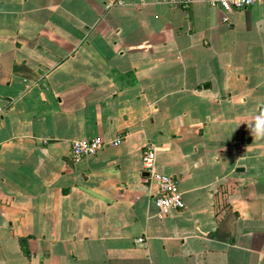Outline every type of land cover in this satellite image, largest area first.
Segmentation results:
<instances>
[{
  "label": "crops",
  "instance_id": "obj_1",
  "mask_svg": "<svg viewBox=\"0 0 264 264\" xmlns=\"http://www.w3.org/2000/svg\"><path fill=\"white\" fill-rule=\"evenodd\" d=\"M0 264H264V0H0Z\"/></svg>",
  "mask_w": 264,
  "mask_h": 264
},
{
  "label": "built area",
  "instance_id": "obj_2",
  "mask_svg": "<svg viewBox=\"0 0 264 264\" xmlns=\"http://www.w3.org/2000/svg\"><path fill=\"white\" fill-rule=\"evenodd\" d=\"M207 4L213 8H219L225 11H237L252 6L256 0H206ZM180 3L188 8L191 0H180ZM120 138L116 139L112 144L117 146ZM104 146V142L100 139H92L88 141H73L71 143V156L73 159L93 156ZM143 170L150 174V178L157 185V194L153 197L154 206L156 208L155 217L163 220L171 211H181L184 209V203L179 191L178 182L171 176L158 175L154 173L155 154L151 149L145 150L142 154ZM138 239L137 242H142Z\"/></svg>",
  "mask_w": 264,
  "mask_h": 264
},
{
  "label": "clouds",
  "instance_id": "obj_3",
  "mask_svg": "<svg viewBox=\"0 0 264 264\" xmlns=\"http://www.w3.org/2000/svg\"><path fill=\"white\" fill-rule=\"evenodd\" d=\"M256 132H257V134H258V132H259V128L257 127V129L255 130ZM258 138H259V135H258Z\"/></svg>",
  "mask_w": 264,
  "mask_h": 264
},
{
  "label": "water",
  "instance_id": "obj_4",
  "mask_svg": "<svg viewBox=\"0 0 264 264\" xmlns=\"http://www.w3.org/2000/svg\"><path fill=\"white\" fill-rule=\"evenodd\" d=\"M146 175L148 176V174L146 173Z\"/></svg>",
  "mask_w": 264,
  "mask_h": 264
}]
</instances>
